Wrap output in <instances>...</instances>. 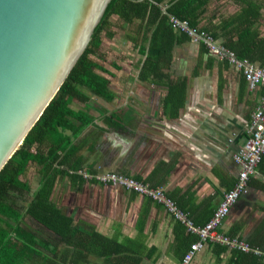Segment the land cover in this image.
<instances>
[{
	"label": "crops",
	"instance_id": "0c3cea01",
	"mask_svg": "<svg viewBox=\"0 0 264 264\" xmlns=\"http://www.w3.org/2000/svg\"><path fill=\"white\" fill-rule=\"evenodd\" d=\"M247 2V10L251 13L252 9L255 15L247 29L256 31L258 38L243 45L251 55H257L254 63L264 67V58L260 59L264 47L258 45L264 39V0ZM242 6L240 0H207L199 10H203L202 22L214 25L221 21L220 15L225 19L234 16ZM216 36L220 39L223 34L217 30ZM231 39L241 47L236 34ZM141 57L134 56V62L139 63L144 52ZM139 66L133 73L101 72L109 80L113 100L87 89L82 90L85 101L71 98L72 110L92 118L73 139L75 158L89 172L122 173L150 187H160L192 222L201 225L236 179L239 167L232 153L243 142L245 123L260 100L262 88L250 90L241 72L189 39L173 46L172 62L164 70L168 80L138 78ZM183 78V102L167 104L165 83ZM120 95L123 99L114 104ZM120 109L121 116L111 119L114 124H110L109 115ZM36 169L35 163H29L22 177L29 183L30 194L38 186ZM68 191L73 193L71 205L66 202L69 196L65 198ZM150 197L119 185L89 181L71 185L67 176H58L51 199L69 211L74 221L89 222L104 237H96V247L91 242L86 260H76L75 264H177L196 236L187 232L161 201ZM263 217L264 190L249 183L247 193L237 198L219 229L250 239ZM48 250L51 246L44 254L49 255ZM228 254L225 250L218 259L212 245L206 243L191 264H225ZM38 260L37 264H45Z\"/></svg>",
	"mask_w": 264,
	"mask_h": 264
},
{
	"label": "trees",
	"instance_id": "16d2710c",
	"mask_svg": "<svg viewBox=\"0 0 264 264\" xmlns=\"http://www.w3.org/2000/svg\"><path fill=\"white\" fill-rule=\"evenodd\" d=\"M206 1L109 0L107 2L85 48L59 89L18 148L0 169V264H37L38 259H43L45 264H75L76 260H86L91 242L92 246L96 247L95 239L101 234L97 233L89 222L74 221L69 211L51 199V192L58 176H67L71 185L84 181L98 182L94 177L89 179L83 177L81 172L91 174L97 172H89L80 165V161L75 158L76 147L72 145L73 139L92 121V118L90 115L72 110L69 103L75 96L85 101L83 89L107 101L113 100L115 94L108 87L109 80L101 74V72L110 73L108 68L91 58V55L97 53L104 38L112 39L119 29H122L123 38L130 41L133 49L143 47L144 58L137 63L140 65L138 78L151 80L150 82H162L165 78L168 80L164 70H167L172 62L173 46L182 40H190L186 32L173 28L170 16L187 21L188 25L197 32H203L232 51L236 58H247L254 63L253 59L257 55H251L248 48L243 45L244 42L248 43L258 38L256 31L249 32L247 29L252 24V17H255L252 9L250 13L246 8L249 6L247 0H240L243 5L242 10L236 15H230L226 19L220 15L221 21L214 25L211 23L206 25L202 22L200 13L203 10L199 8ZM214 16L215 13L210 16V22ZM239 28L243 31H238ZM217 30L223 34L220 39L216 36ZM233 34L237 35V42L241 47L231 39ZM258 43L264 47V39ZM199 44L208 53L204 43L200 41ZM209 55L232 66L226 58ZM263 58L260 59L263 61ZM262 64L264 63L261 62ZM184 81L183 78L165 83L167 104L178 106L183 102ZM244 81L246 83L245 79ZM119 115L121 116V109L113 111L109 115V123L114 124L111 119ZM263 159L264 154L257 166L261 173H264ZM31 162L35 163L39 181L37 188L30 194L29 183L22 177ZM125 176L146 185L132 176ZM249 183L264 190V181L254 182L250 178L248 185ZM22 201H25V204H21ZM178 222L186 230V226L181 221ZM252 234L254 236L250 239L238 234L226 235L242 238L250 245L259 247L262 250L260 254L230 249L218 242H208V244L212 245V251L218 259L222 252L229 250L225 264H264V217ZM100 237L104 238L102 235ZM47 246L52 248L48 250L49 255L43 252ZM59 246L62 248L59 249ZM93 252L96 253L95 248Z\"/></svg>",
	"mask_w": 264,
	"mask_h": 264
},
{
	"label": "water",
	"instance_id": "95a60500",
	"mask_svg": "<svg viewBox=\"0 0 264 264\" xmlns=\"http://www.w3.org/2000/svg\"><path fill=\"white\" fill-rule=\"evenodd\" d=\"M109 0H0V169L85 48Z\"/></svg>",
	"mask_w": 264,
	"mask_h": 264
},
{
	"label": "built area",
	"instance_id": "2783aa9c",
	"mask_svg": "<svg viewBox=\"0 0 264 264\" xmlns=\"http://www.w3.org/2000/svg\"><path fill=\"white\" fill-rule=\"evenodd\" d=\"M169 19L173 28L186 32L192 42L196 44L202 41L209 54L218 58H226L237 71L242 73L250 90L255 89L257 86H261L262 88L260 100L245 123L243 142L232 153V159L239 167L232 187L223 192L221 200L209 219L205 223L197 225L170 198L164 195L160 187H150L116 172L81 173L86 179L94 177L104 185L110 183L112 185L124 186L126 189L136 190L161 201L166 209L186 226L188 232L196 235V239L190 243L189 248L177 264H191L195 255L208 242H218L230 249L260 254L262 250L259 247L250 245L242 238L236 236L230 237L221 232L219 227L237 198L247 193L248 179L257 177L259 180L264 181V173H261L257 168L264 154V67L250 62L247 58H236L232 51L226 49L203 32H197L193 27L188 25L187 21L180 20L174 16H170Z\"/></svg>",
	"mask_w": 264,
	"mask_h": 264
},
{
	"label": "rangeland",
	"instance_id": "374dc122",
	"mask_svg": "<svg viewBox=\"0 0 264 264\" xmlns=\"http://www.w3.org/2000/svg\"><path fill=\"white\" fill-rule=\"evenodd\" d=\"M120 40H124V42H120ZM138 49L139 50L137 51L130 46V42L123 38L122 29H119V32L114 38L103 39L97 53L95 55H91V58L102 63L105 67L112 71L121 72L128 70V72L133 73L134 70L137 69V62H134V56L142 58L141 56L143 55V49H141V47ZM112 81L116 82L115 77L112 79ZM119 99L122 100L123 96L120 95V98H118V100L114 101L113 103H119ZM68 196L69 198L67 200ZM65 198L67 200L66 202L71 205L73 201V193L68 191V194L65 196ZM70 205H68L69 209Z\"/></svg>",
	"mask_w": 264,
	"mask_h": 264
}]
</instances>
